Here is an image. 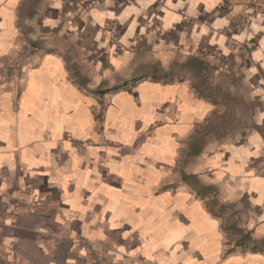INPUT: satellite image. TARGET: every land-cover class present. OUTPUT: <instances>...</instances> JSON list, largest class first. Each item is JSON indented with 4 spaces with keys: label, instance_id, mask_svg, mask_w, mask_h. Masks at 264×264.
Listing matches in <instances>:
<instances>
[{
    "label": "crops",
    "instance_id": "obj_1",
    "mask_svg": "<svg viewBox=\"0 0 264 264\" xmlns=\"http://www.w3.org/2000/svg\"><path fill=\"white\" fill-rule=\"evenodd\" d=\"M206 71L238 135L184 165ZM0 264H264V0H0Z\"/></svg>",
    "mask_w": 264,
    "mask_h": 264
},
{
    "label": "rangeland",
    "instance_id": "obj_2",
    "mask_svg": "<svg viewBox=\"0 0 264 264\" xmlns=\"http://www.w3.org/2000/svg\"><path fill=\"white\" fill-rule=\"evenodd\" d=\"M38 42L39 40H37ZM211 72L212 75L208 71L196 75L195 85H192L197 97L206 98L214 109L207 116L197 118L195 132H190L189 137L184 136L182 138L184 149H178L176 155L184 165L189 154L190 157L195 155L197 162H200L204 156L213 158L220 151L219 145L225 137L232 136L235 138L238 135L236 133L238 128L235 122L236 117L232 116L233 108L238 103L235 100L224 101L220 99L222 92H235L236 86L225 87L220 85L218 83L219 73ZM216 76L217 78H215ZM187 144H189L188 147ZM207 147L211 150L205 152ZM182 184L191 193H194L195 199L202 201L213 217L221 223L220 230L223 233L224 241H228L231 245L228 247L229 251L235 248L247 249L249 247V245H238L242 238L249 236L243 228L245 218L242 204L237 206L235 203H225L221 200L220 192L207 188L204 181L191 174L185 173L183 175ZM167 186L165 185V187Z\"/></svg>",
    "mask_w": 264,
    "mask_h": 264
},
{
    "label": "trees",
    "instance_id": "obj_3",
    "mask_svg": "<svg viewBox=\"0 0 264 264\" xmlns=\"http://www.w3.org/2000/svg\"><path fill=\"white\" fill-rule=\"evenodd\" d=\"M253 251H261L260 250V246H253L252 248H251Z\"/></svg>",
    "mask_w": 264,
    "mask_h": 264
},
{
    "label": "built area",
    "instance_id": "obj_4",
    "mask_svg": "<svg viewBox=\"0 0 264 264\" xmlns=\"http://www.w3.org/2000/svg\"><path fill=\"white\" fill-rule=\"evenodd\" d=\"M126 1H129V2H131V1H133V0H126Z\"/></svg>",
    "mask_w": 264,
    "mask_h": 264
}]
</instances>
